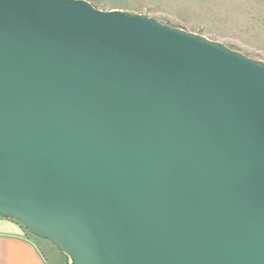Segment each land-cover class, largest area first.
I'll list each match as a JSON object with an SVG mask.
<instances>
[{"label": "water", "instance_id": "water-1", "mask_svg": "<svg viewBox=\"0 0 264 264\" xmlns=\"http://www.w3.org/2000/svg\"><path fill=\"white\" fill-rule=\"evenodd\" d=\"M0 218L70 264H264V61L86 0H0Z\"/></svg>", "mask_w": 264, "mask_h": 264}, {"label": "rangeland", "instance_id": "rangeland-1", "mask_svg": "<svg viewBox=\"0 0 264 264\" xmlns=\"http://www.w3.org/2000/svg\"><path fill=\"white\" fill-rule=\"evenodd\" d=\"M102 11L144 14L264 61V0H86ZM17 223V222H16ZM20 225L19 223H17ZM49 264H70L54 245L25 230Z\"/></svg>", "mask_w": 264, "mask_h": 264}, {"label": "crops", "instance_id": "crops-1", "mask_svg": "<svg viewBox=\"0 0 264 264\" xmlns=\"http://www.w3.org/2000/svg\"><path fill=\"white\" fill-rule=\"evenodd\" d=\"M0 264H49L38 244L15 221L0 218Z\"/></svg>", "mask_w": 264, "mask_h": 264}, {"label": "trees", "instance_id": "trees-1", "mask_svg": "<svg viewBox=\"0 0 264 264\" xmlns=\"http://www.w3.org/2000/svg\"><path fill=\"white\" fill-rule=\"evenodd\" d=\"M17 223H19V222H17ZM20 225H22L21 223H19ZM23 226V225H22ZM23 228L26 230V228L23 226Z\"/></svg>", "mask_w": 264, "mask_h": 264}]
</instances>
